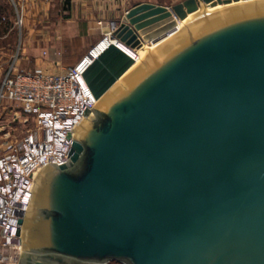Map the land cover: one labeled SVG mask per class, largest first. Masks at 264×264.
<instances>
[{
  "label": "water",
  "instance_id": "water-1",
  "mask_svg": "<svg viewBox=\"0 0 264 264\" xmlns=\"http://www.w3.org/2000/svg\"><path fill=\"white\" fill-rule=\"evenodd\" d=\"M112 37L84 72L95 116L19 219L20 264H264V0L137 2Z\"/></svg>",
  "mask_w": 264,
  "mask_h": 264
},
{
  "label": "built area",
  "instance_id": "built-area-1",
  "mask_svg": "<svg viewBox=\"0 0 264 264\" xmlns=\"http://www.w3.org/2000/svg\"><path fill=\"white\" fill-rule=\"evenodd\" d=\"M118 25L111 21L104 37L112 36ZM86 56L60 72L23 71L15 57L2 74L0 103H18L33 127L21 137L6 140L0 149V264L19 263V219L30 206L36 179L46 166L69 161L74 131L85 113L94 111L97 99L84 77L89 65ZM133 56L137 61L138 52Z\"/></svg>",
  "mask_w": 264,
  "mask_h": 264
},
{
  "label": "rangeland",
  "instance_id": "rangeland-1",
  "mask_svg": "<svg viewBox=\"0 0 264 264\" xmlns=\"http://www.w3.org/2000/svg\"><path fill=\"white\" fill-rule=\"evenodd\" d=\"M180 1L182 0H125L124 5L152 2L171 6ZM10 13L11 26L0 24V54L16 55L21 52L34 57L46 51L56 49V52L60 49L67 56L80 53L85 56L104 37L107 30L94 20L83 18L81 11L77 16L78 11L72 10L71 3L67 0H18L15 5L12 4ZM20 20L22 24L19 23ZM120 21L117 20L118 23ZM5 31L8 32L7 35ZM1 77L2 74L0 80ZM32 127V120L24 114L18 103L10 100L0 103V149L6 140L21 137ZM107 264L124 263L109 261Z\"/></svg>",
  "mask_w": 264,
  "mask_h": 264
},
{
  "label": "crops",
  "instance_id": "crops-1",
  "mask_svg": "<svg viewBox=\"0 0 264 264\" xmlns=\"http://www.w3.org/2000/svg\"><path fill=\"white\" fill-rule=\"evenodd\" d=\"M17 1L18 0H0V24L4 23L5 25L11 26L12 21L9 20L11 15L10 12L12 4L15 5ZM124 1L125 0H68V2L71 3L72 10L78 11L77 16L81 11L83 18L94 20L98 24L99 21H101V26L103 28H107V25L113 20H122L126 11L133 6H125ZM7 33L5 31V35H7ZM55 50L46 51V53L34 57L21 52L16 55L2 53L0 54V74L5 73L15 57L16 66L20 70H44L49 72L63 71L65 68L77 64L84 57L82 53L67 56L63 54L60 49H58L60 52H55ZM89 58L88 55V59Z\"/></svg>",
  "mask_w": 264,
  "mask_h": 264
},
{
  "label": "bare ground",
  "instance_id": "bare-ground-1",
  "mask_svg": "<svg viewBox=\"0 0 264 264\" xmlns=\"http://www.w3.org/2000/svg\"><path fill=\"white\" fill-rule=\"evenodd\" d=\"M236 3H242V1L240 2H236ZM226 7V5H217L215 7L209 8L207 6H201V8L199 9V11L197 13L194 14H189V16L184 19V20H180L179 21V26L178 29L181 30L183 29L187 24L189 23H193L195 21V18L197 15L200 16H205L211 13H214L215 11H220L222 9H224ZM173 35V34H172ZM170 37V36H169ZM169 38H165L157 43H151V44H145L141 49L138 50V59L136 64H134L132 66V68L129 70L131 71L132 69H134L136 66H138L139 64H141L144 59L146 58V55L148 52L151 51H155L162 43H164L165 41H167ZM115 38H113L112 36H106L103 37L97 44H95L91 49V53H87L86 55V59L87 61L90 63L92 62V60L97 57L100 52L106 48L111 42H114ZM90 49V50H91ZM88 55H89V59H88ZM128 73V72H127ZM99 106V101L97 100V103L95 105V107ZM93 117V113H91L89 116H85L82 121L79 123V125L76 127L75 131H74V136L78 137V134L80 132L81 127L86 123V121H90L91 118ZM32 204V203H31ZM31 204L28 208V210L26 211L25 216L27 217L29 215L30 212V208H31ZM23 238V237H22ZM23 244H24V239H22V251H23ZM22 254V253H21Z\"/></svg>",
  "mask_w": 264,
  "mask_h": 264
},
{
  "label": "trees",
  "instance_id": "trees-1",
  "mask_svg": "<svg viewBox=\"0 0 264 264\" xmlns=\"http://www.w3.org/2000/svg\"><path fill=\"white\" fill-rule=\"evenodd\" d=\"M67 2H68V0H67ZM69 3V2H68Z\"/></svg>",
  "mask_w": 264,
  "mask_h": 264
}]
</instances>
